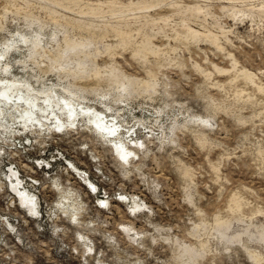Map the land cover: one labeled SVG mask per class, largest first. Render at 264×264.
I'll return each instance as SVG.
<instances>
[{
    "label": "rangeland",
    "instance_id": "rangeland-1",
    "mask_svg": "<svg viewBox=\"0 0 264 264\" xmlns=\"http://www.w3.org/2000/svg\"><path fill=\"white\" fill-rule=\"evenodd\" d=\"M17 34L13 75L137 137L0 129V264H264V0H0Z\"/></svg>",
    "mask_w": 264,
    "mask_h": 264
},
{
    "label": "bare ground",
    "instance_id": "bare-ground-1",
    "mask_svg": "<svg viewBox=\"0 0 264 264\" xmlns=\"http://www.w3.org/2000/svg\"><path fill=\"white\" fill-rule=\"evenodd\" d=\"M17 38L19 39L12 37V40H8L6 43L0 46L1 131L4 132V134L9 135L11 132L13 133L17 131V129L19 130V128L29 129L30 127L37 124L44 129L40 130L39 126H35V130L37 132L48 133L49 131L46 130H49L51 126L53 129L59 130L60 132L61 129H67L69 126L67 130H61L62 132H68L69 130H76L78 127L83 128L89 125L90 129L93 130L94 136L98 138L104 145L109 146L112 151L115 152L114 154H117L118 158L120 157L121 160L126 162L132 155H134V152L131 151L127 144L125 145L123 142H127L129 138H133V136L136 138L137 134H135L136 132L128 133L127 128L130 127L128 122L124 123L123 126L121 125L122 127L120 126L119 122L116 123V121H118L117 115L116 118L114 117L115 115H113L110 119L109 115L105 114L107 111L110 112V102H112L111 100L108 101L106 99L107 95L102 96L101 99L98 100V103L101 104V107L104 109V111L98 110L96 107L85 104L87 103L86 100L88 99L79 98L74 92H69L63 89V95H59L56 90H52L46 86H44L42 90H37L29 83L28 80L24 81L22 78H18L16 75H13L11 73L12 69L22 62L19 60L12 62V53H17L19 56H21L22 53L20 51H22L23 48L29 50L30 47L35 45L37 42V35H31L30 37H27L22 34H17ZM93 99H95V97ZM88 102H90V100H88ZM39 117H42V120ZM105 117H109L108 119L110 120L107 121ZM201 120L203 121L204 119L201 118L200 121ZM77 121L86 122L88 125L84 124L83 126L81 122ZM123 127L126 130L121 132ZM138 129L139 128H135V131ZM119 132L122 135V139L118 136ZM98 135L101 137H98ZM110 143L112 144V147ZM129 145L134 147V149H142L140 142H138L136 145L129 143ZM74 170L75 168H73V171ZM76 172L78 173V171ZM83 180H85V178H83ZM87 181L88 183L91 182L89 181L88 177ZM19 182L21 181L18 179L17 185L19 188H21ZM21 189L26 191L25 188ZM21 189L16 188V192L20 194ZM27 194L30 193L26 191V195ZM61 196L64 200L58 204L60 210L65 214L70 213L69 215H71V219L74 218L73 220L76 221V213L79 212L76 207L78 205L77 199L73 194H71V192H69L67 195ZM29 200L30 198L28 201ZM25 202H27V200ZM22 206L31 215L38 213V208L36 212L31 213L25 205ZM76 210L78 211L75 213Z\"/></svg>",
    "mask_w": 264,
    "mask_h": 264
}]
</instances>
